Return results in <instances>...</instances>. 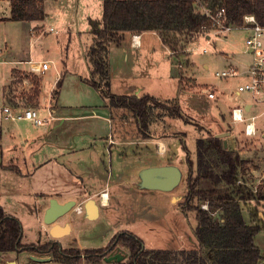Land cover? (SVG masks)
I'll return each mask as SVG.
<instances>
[{"label":"crops","instance_id":"obj_1","mask_svg":"<svg viewBox=\"0 0 264 264\" xmlns=\"http://www.w3.org/2000/svg\"><path fill=\"white\" fill-rule=\"evenodd\" d=\"M2 3L8 8L5 13L0 11V28L7 22H14L10 20V1L0 0V7ZM242 29L247 30V35H250L249 29ZM4 44L8 46V37L4 39ZM164 47L166 48V44L162 37L152 31L127 33L119 43H111L109 47L108 73L111 91L115 95L138 98L151 96L159 102L178 106L183 116L180 118L160 108H150L147 137H144L140 132L138 120L130 109L113 107L108 99L103 98L97 89L88 84L87 80L90 78L88 62L87 73H83L84 68L77 61L75 63L71 60L66 61L61 72L56 68V79L51 93L53 94L61 77L62 85L59 94L55 98L51 94L45 105L44 101L40 100V88V95L37 97L39 106L36 109L44 118L52 114L54 120L41 126L29 121L9 120L4 108L15 107L8 92L11 83L16 78L25 83L29 82L30 79L27 77L21 79L19 76L21 73L33 74L30 72L31 60H53L47 58L37 60L32 56L31 51L24 56L18 54L6 56L4 53L8 49H3L0 45V58L4 61L0 66V196L2 199L0 207L8 215L14 216L12 212L15 211L16 206L13 204H17L22 191L28 193L29 199L35 200L36 213L42 218L50 205L51 198L55 197L60 202L73 199L77 200L81 209H73L58 221L62 226L68 223L70 233L54 239L49 234L51 227L44 226V231L48 235L45 242H60L65 249H85L79 242H96L103 236L107 238L109 244L117 234L128 231L137 235L146 248L145 242L152 241L150 232H156L157 234L153 236L162 237L163 242H171L162 250H196L199 247L194 235L197 226L196 216V222L192 226L186 217L188 214L180 209V204L185 201L187 194L188 175L183 141L191 152L192 159L193 157L196 159L197 140L204 137L203 132L207 128L197 123L203 128L202 131L198 130L195 126L197 119L188 116L182 108L180 103L182 93L188 94V104H195L196 96L191 94V91L184 90L183 74L182 70L180 72L176 58L175 68L171 72L174 87L168 98L163 97L164 93L159 88L166 86L171 88L165 72L160 69L163 67L164 57L159 60L157 54L160 52L163 55ZM242 51L244 54H249L246 52V47ZM221 52L227 61L225 67H236L240 71L239 77L243 78L240 85L247 82V71L250 66L241 67L235 62L234 53ZM141 58H145L146 62L139 64ZM85 60L87 61L86 55ZM53 63L55 66L54 61ZM203 67L207 69L208 65ZM18 72H20L19 76ZM44 73L34 74L40 75L41 86L44 78L41 74ZM195 79L198 85L197 78ZM208 86L216 90V98L212 100L216 104V114L221 122L213 133L215 136L224 131V124L228 121L236 127H242L243 124L232 122L231 113L234 108L244 106L248 115H256L264 107L261 104L254 106L250 96L249 101L245 100L241 105H227L222 109L221 106L228 100H225L227 89L217 85ZM68 88L72 90L70 97L64 96ZM209 99L211 98L204 100L205 105H208ZM191 128L196 131L193 132L195 150L190 146ZM182 149L183 154L180 152ZM167 165H174L180 169L182 173L180 184L184 183L186 186L185 192L180 191L179 186L169 192L150 190L142 186V172L145 169ZM53 174L59 175L61 181L53 180ZM23 183L26 186H22ZM102 194L107 196L103 199ZM91 199L96 201L95 208L98 213L94 220L88 218L85 210V203ZM114 214L121 216L119 226L115 227L117 229L111 225L107 231L100 230L95 234H88L95 230L94 223L100 217ZM172 214L177 220L169 224L168 218ZM180 215H183V222ZM251 220V217H247L248 222ZM161 228L166 229L163 234H160ZM82 237H86V240ZM262 252L264 253V250ZM32 255L47 256L30 252L0 253V264H4L3 260L8 256L16 257L18 264H33L30 260ZM50 264L61 263L53 259ZM260 264H264V261Z\"/></svg>","mask_w":264,"mask_h":264},{"label":"trees","instance_id":"obj_2","mask_svg":"<svg viewBox=\"0 0 264 264\" xmlns=\"http://www.w3.org/2000/svg\"><path fill=\"white\" fill-rule=\"evenodd\" d=\"M9 1L11 21H42L46 17V0ZM203 8L212 14L225 8L229 24L237 28L245 25L246 16H254L256 22L264 27V0H103L102 18H89L93 42L86 52L90 70L87 82L113 107L130 109L144 137H147L150 108H160L180 118L183 116L178 106L159 102L151 96L138 98L115 95L109 81V47L111 43H119L127 33L152 31L162 37L175 55L178 45L207 33L203 30L204 26L212 28V22L204 14ZM19 77H27L33 83V93L26 98L31 101L37 99L40 95V79L29 73H21ZM62 80L61 77L57 82L53 98L59 94ZM25 96L17 97L22 100ZM11 101L17 108L24 107L19 102L14 103L13 99ZM183 149L186 152L188 175L187 194L180 209L186 215L190 211L195 212L197 226L194 235L199 245L196 250L147 249L137 235L128 231L117 234L106 247L96 249H65L57 241L25 244L21 220L8 215L0 207V253L52 255L61 264L83 261L87 264H105L104 258L120 246L129 251L128 260L114 264H178L179 257L180 264H260L264 261V253L255 238L264 227V216L261 217L258 205L264 202V188L259 187L255 191L239 181L245 161L236 151L225 149L223 140L214 134L197 140V162L192 159L184 141ZM205 181L210 182L209 187H203ZM206 201L209 202V211L201 207V203ZM252 202L255 205L250 210L252 220L248 222L244 208Z\"/></svg>","mask_w":264,"mask_h":264},{"label":"rangeland","instance_id":"obj_3","mask_svg":"<svg viewBox=\"0 0 264 264\" xmlns=\"http://www.w3.org/2000/svg\"><path fill=\"white\" fill-rule=\"evenodd\" d=\"M7 8L8 6L2 3L0 11L5 13ZM45 10L46 17L42 22H7L0 28V45L3 49H8L4 55L14 56L18 54L19 56H24L31 51L32 56L37 60L47 58L52 59L55 62L56 67L52 65L50 71L41 74L44 75V78L41 86L40 100L44 101V105L52 94L51 88L56 79V68L61 72L66 61L71 60L75 63L77 61L79 65L84 68L83 73L88 72L85 55L93 42V38L90 34L89 18L94 20H100L102 18L103 0H46ZM244 30L245 29L233 30L231 33L224 36L222 34L216 36L215 31L210 32L211 38L218 37V39H214L213 42L208 45V52L206 53L201 50V48L208 43V39L206 38L207 35H203V33L189 38V42H183L178 45L175 55L172 54L167 46L166 48L164 47L163 55H161L160 52H157V54H159V60L162 56L164 57L163 67L160 69L165 72L167 82H170L171 84V88L167 86L159 88L164 93L163 97L168 98L174 87V81L172 79L173 73L171 72L172 69L175 68L176 58L178 61L177 64L182 70L184 90L191 91V94L196 96V99H194L195 104H188V94L182 93L180 96V103L188 116L197 119L195 120V126L198 130L202 131V128H200L201 126L197 125V123L207 128L206 131L203 132V138L207 137L209 134L215 133L216 129L219 128L218 126L221 125V122L218 119L219 116L216 114V104L214 101L209 99L207 101L208 105H205L204 102V100L209 98L208 95L210 92L215 93L216 91L213 87L210 88L208 85H217L221 88L227 89L225 100H228L227 102H224L222 106L220 105L222 109L227 105H241L245 100L249 101V94H238L237 92L239 85L243 81L242 77L237 76L222 79L216 76V72L228 67H225L227 61L224 59L221 51L229 54L234 53L235 62H238L241 67L251 65V56L249 54H244L242 51L245 49V38L248 36V33H246L247 30ZM6 37H8V46L4 44V39ZM156 37L158 38V36ZM183 39L186 40L184 37ZM145 62V58H141L138 61L139 64ZM204 65H208V68L205 69L203 67ZM34 74L35 73L31 75L40 79V75ZM195 78H197L198 85L196 84ZM28 81V83H25L19 78H16L8 89L10 98L14 100V103L19 102V105L21 106L38 108V99L35 98V100L31 101L26 98L27 95H32L34 90L32 83L30 80ZM71 93V88H68L64 96L70 97ZM20 95L26 96L21 100L18 98ZM191 98H193V96ZM261 111H264V107H262ZM206 125L210 126L212 129ZM243 127L244 125H242V127H236L231 121H228V123L226 122L223 127L224 131L221 133L224 136H222L221 139L223 140V143L224 140L228 142L229 150H234L239 153L245 161L244 168L239 174V181L256 191L259 187L264 188V116L258 119L256 135L247 136ZM191 131L192 132L189 134V138L191 139L190 146L195 150V146H193V132L196 131L194 128H191ZM180 152L183 154V149ZM193 160L197 162V153L196 159L193 157ZM55 179L57 182L61 181L59 175L53 174V180ZM22 186H26V184L23 183ZM205 186L209 187L210 182H203V187ZM178 188L182 192L186 191L184 183L180 184ZM26 193L27 192L22 191L20 194L21 198H19L17 204H13V206H16V209L12 212V215L16 216L23 223L24 243H44L48 235L44 231L45 224L43 218L40 214L36 213L34 207L35 200L33 198L29 199L28 193ZM0 201H2V199ZM254 205L255 202H252L245 206L244 216L246 220L247 217L250 218V210ZM258 205L261 210V217H263L264 202ZM182 216L180 215V219L183 222ZM186 217L190 225L193 226L196 222L194 211H190ZM120 220L121 216L115 214L109 217H100L96 222L94 221L93 229L95 230L88 234H95L100 230L107 231L111 228V225L115 228L119 226ZM176 220L177 218L172 214L168 218V223L172 224L176 222ZM165 230L166 229L161 228L160 234H163ZM155 234L157 233L150 232V239L152 241L145 242L147 248L163 249L171 243L163 242V238L153 236ZM84 235L85 234H82V236ZM83 239L86 240V237ZM255 240L258 246L264 250V227L256 236ZM79 243L83 244L85 248L94 249L103 248L108 244L107 238H104L103 236L101 240L96 242ZM118 248L127 254V258L123 261L127 262L129 251L124 247L119 246ZM46 257H52L54 259L52 255H47ZM178 260V264H180L181 258L179 257ZM78 264L87 263L83 261Z\"/></svg>","mask_w":264,"mask_h":264},{"label":"built area","instance_id":"obj_4","mask_svg":"<svg viewBox=\"0 0 264 264\" xmlns=\"http://www.w3.org/2000/svg\"><path fill=\"white\" fill-rule=\"evenodd\" d=\"M204 14H206L212 22V28L208 29L206 26L203 30L208 31L203 33L207 35L208 43L203 46L201 50L206 53L208 52V45L218 37L211 38L210 32L215 31L216 36L219 34L227 35L234 29L246 28L251 31L250 35L245 40L246 52L251 56L252 63L247 71V82L240 85L237 89L238 94L247 93L251 96L254 102V106H264V27L256 22L254 16L245 17V25L237 28L229 24L227 12L225 8L218 10L216 14L210 13L208 10L203 8ZM136 38V36H135ZM4 61L0 58V66ZM30 72L42 73L47 72L54 65L53 61H30ZM241 73L236 67H228L221 71L216 72V76L222 79H228L232 77L240 76ZM59 76V74H58ZM209 98L215 99L216 94L214 92L209 93ZM6 106L4 113L8 119L13 122L18 121H29L35 125L41 126L46 124L50 120H54L55 117L50 114L48 118H44L40 115L36 108L32 107H19ZM264 116V111L256 115H248L246 108L236 107L232 110L231 118L233 123H241L244 125V132L247 136H253L257 134V120ZM107 194H102L103 199ZM201 207L204 210L209 211V202H202ZM80 210V207H79Z\"/></svg>","mask_w":264,"mask_h":264},{"label":"water","instance_id":"obj_5","mask_svg":"<svg viewBox=\"0 0 264 264\" xmlns=\"http://www.w3.org/2000/svg\"><path fill=\"white\" fill-rule=\"evenodd\" d=\"M222 136L224 135H217L219 138ZM224 148L228 149V142L226 140H224ZM181 181L182 173L174 165L151 167L142 172V186L150 190L173 191L180 185ZM95 206L96 201L93 199L85 203V210L90 220H94L98 216ZM73 209H79L77 200L72 199L60 202L55 197L50 199V205L44 213L43 222L45 226L51 227L49 234L52 238L59 239L70 233V225L66 223L62 226L58 221ZM126 258L127 254L117 248L104 258V262L106 264L122 263ZM30 260L33 264H50L53 261L51 257H39L35 255L30 256ZM3 263L18 264V259L14 256H8L4 258Z\"/></svg>","mask_w":264,"mask_h":264}]
</instances>
